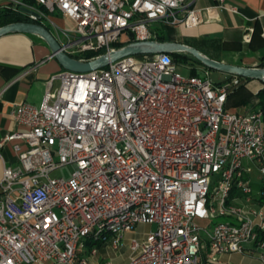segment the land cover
Segmentation results:
<instances>
[{"label":"built area","instance_id":"1","mask_svg":"<svg viewBox=\"0 0 264 264\" xmlns=\"http://www.w3.org/2000/svg\"><path fill=\"white\" fill-rule=\"evenodd\" d=\"M188 1L0 0V8L32 21L20 9L36 12L75 58L109 52L124 35L153 41L155 23L196 26ZM200 71L183 76L169 54L129 56L88 73L62 70L40 104L18 105L10 117L19 129L4 139L15 164L0 178V264H114L91 258L117 251L138 225L155 230L130 239L123 264H219L232 254L264 264V106L229 111L244 81L214 84ZM64 166L67 179L51 176Z\"/></svg>","mask_w":264,"mask_h":264},{"label":"crops","instance_id":"2","mask_svg":"<svg viewBox=\"0 0 264 264\" xmlns=\"http://www.w3.org/2000/svg\"><path fill=\"white\" fill-rule=\"evenodd\" d=\"M225 2L235 7L236 12L217 9V0H189L188 9L199 11L200 22L194 27L176 26L172 33H168L170 41L199 45L203 40L214 41L216 47L207 49L214 60L233 66L258 67L264 58V0ZM53 18L60 26L70 25L68 20L59 16ZM29 70L27 75H23ZM61 71L60 65L51 57L47 45L39 37L15 33L0 38V178L3 165L15 164L13 143L4 141L6 136L19 129L10 114L22 103L40 104L50 77ZM233 77L230 76L226 82ZM262 88L260 81H244L235 93L229 95L226 108L240 113L258 110L260 106L256 95ZM235 95H239V99L233 104ZM233 256H239L244 263L255 264L257 261L260 264L257 258L238 254L220 256L219 264H223L221 259H231ZM202 264L209 263L203 261Z\"/></svg>","mask_w":264,"mask_h":264},{"label":"water","instance_id":"3","mask_svg":"<svg viewBox=\"0 0 264 264\" xmlns=\"http://www.w3.org/2000/svg\"><path fill=\"white\" fill-rule=\"evenodd\" d=\"M20 11L26 15L33 16L38 21L41 19L39 14L27 8L23 7ZM15 33L33 35L42 39L47 45L51 57L58 62L62 70L68 72H92L105 68L110 63L129 56L187 53L201 63L206 69L220 71L229 74L230 76L240 77L243 79L257 80L264 84V68H247L224 64L210 59L191 46L174 41L158 42L153 40L146 42H132L120 48L105 52V54L94 59L80 61L64 53L58 42L55 40L53 34L42 24L34 22H16L0 27V38Z\"/></svg>","mask_w":264,"mask_h":264},{"label":"rangeland","instance_id":"4","mask_svg":"<svg viewBox=\"0 0 264 264\" xmlns=\"http://www.w3.org/2000/svg\"><path fill=\"white\" fill-rule=\"evenodd\" d=\"M162 27L166 28L165 33H166L167 37L169 38L168 33H172L174 31L175 27L163 26L160 23H155L152 25V29L156 33L160 32ZM156 33H155V36H156ZM192 67L198 68L199 70L204 69L194 62H188L186 64H183L182 66H181V64H179V72L183 76H188L189 68H192ZM206 71L208 72V78L214 84L225 83L230 78L229 74H226V73H223L220 71L209 70V69H206ZM58 86H59V82L57 81L54 84V88H57ZM235 92L236 91H234L233 93H235ZM238 99H239V95H235L232 98L233 104H236ZM54 146L56 147V143H54ZM71 172H72L71 167L64 166V167L60 168L59 170H57L56 172H54L53 174H51V176L52 177H62V178L67 179L70 176ZM221 220H223V219L213 220V224H215ZM154 230H155V226H150V225H138V226H136L134 233L127 234L125 236V239L123 241V245L121 247H119V249L117 251L111 250L110 248L109 249H106V248L101 249L95 257L91 258V262H95V261L96 262H102L104 260H108V261H112L114 264L125 263L129 257V255H130V249H129L130 239H136L137 241H141L149 231H154ZM221 261L223 262V264H248V262L244 263L243 260H241V258L239 256H233V258H231V259H229L228 257L227 258L225 257V258L221 259ZM256 262H255V264H257Z\"/></svg>","mask_w":264,"mask_h":264},{"label":"trees","instance_id":"5","mask_svg":"<svg viewBox=\"0 0 264 264\" xmlns=\"http://www.w3.org/2000/svg\"><path fill=\"white\" fill-rule=\"evenodd\" d=\"M30 3L33 4L34 2H30ZM16 22H34L37 24H42L49 31H51L49 26L41 23L40 21H32L29 18H27L25 15L21 14L19 11L13 10L11 7L10 8H0V27L5 26L7 24H11V23H16ZM165 29H166L165 27L164 28L162 27L161 31L156 33V36L154 38L155 41L170 42V39L167 37V35L165 33ZM132 42H134V40H133V38H131V36L124 35L120 41H118L112 45V48L117 49V48H120L124 45L130 44ZM184 44L197 49L198 51H200L201 53H203L204 55H206L210 59H213L208 54L207 49L211 48L213 50L216 47V45L214 44V41L209 42L207 40H203L201 45L193 44V43H184ZM217 46H219V45H217ZM103 54H105V50H99L97 52H87L84 55H82V57H75V58L88 61V60L94 59V58H96L100 55H103ZM169 55L171 56L172 60L177 64L183 65V64H186L188 62H194L197 65H199L200 67L204 68L201 63H199L197 60H195L191 55H189L187 53L169 54ZM258 68H264V58L261 59L260 63L258 64ZM204 69H206V68H204ZM189 74L192 76H200L201 71L198 68L192 67L191 70L189 71ZM240 79L243 81L251 80V79H243V78H240ZM256 98L258 99L259 106L263 107L264 106V84H263V88L257 93ZM227 100H228V98H227Z\"/></svg>","mask_w":264,"mask_h":264},{"label":"bare ground","instance_id":"6","mask_svg":"<svg viewBox=\"0 0 264 264\" xmlns=\"http://www.w3.org/2000/svg\"><path fill=\"white\" fill-rule=\"evenodd\" d=\"M204 29V28H203Z\"/></svg>","mask_w":264,"mask_h":264}]
</instances>
